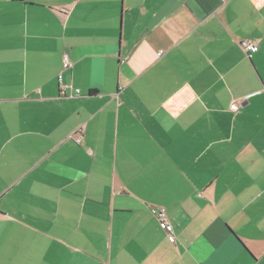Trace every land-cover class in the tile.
<instances>
[{
	"label": "crops",
	"instance_id": "crops-1",
	"mask_svg": "<svg viewBox=\"0 0 264 264\" xmlns=\"http://www.w3.org/2000/svg\"><path fill=\"white\" fill-rule=\"evenodd\" d=\"M0 264H264V0H0Z\"/></svg>",
	"mask_w": 264,
	"mask_h": 264
},
{
	"label": "built area",
	"instance_id": "built-area-1",
	"mask_svg": "<svg viewBox=\"0 0 264 264\" xmlns=\"http://www.w3.org/2000/svg\"><path fill=\"white\" fill-rule=\"evenodd\" d=\"M240 46L243 49V51L246 53V55L248 57H250L251 53L256 49L257 43L254 40H244V41L240 42ZM72 63L73 62L70 59L69 52L67 50H64L62 52L63 68H67V67L71 66ZM64 88H65V85L63 86V89ZM63 91H65V90H63ZM76 92H79V90L77 89ZM237 108H238L237 104L234 103L231 105L232 110H236ZM77 140H79V139L77 138ZM153 212L157 216V219L159 220L160 225L165 229V232L167 233L169 240L171 242H174L175 237L173 235V226H172L171 222H169L168 217H167V213L164 210V208H155V209H153Z\"/></svg>",
	"mask_w": 264,
	"mask_h": 264
}]
</instances>
